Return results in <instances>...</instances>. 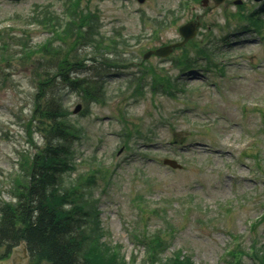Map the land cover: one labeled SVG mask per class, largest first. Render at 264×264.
<instances>
[{
	"label": "rangeland",
	"instance_id": "1",
	"mask_svg": "<svg viewBox=\"0 0 264 264\" xmlns=\"http://www.w3.org/2000/svg\"><path fill=\"white\" fill-rule=\"evenodd\" d=\"M235 1L0 0V206L14 202L45 144L32 117L33 73L50 63L43 48L70 54L68 24L83 17L88 43L72 54L98 62L75 78L93 76L102 91L93 102L57 86L76 138L57 190L89 213L116 264H255L264 248V1ZM190 21L198 26L185 45L144 59L180 42ZM4 256L7 264L0 248Z\"/></svg>",
	"mask_w": 264,
	"mask_h": 264
},
{
	"label": "trees",
	"instance_id": "2",
	"mask_svg": "<svg viewBox=\"0 0 264 264\" xmlns=\"http://www.w3.org/2000/svg\"><path fill=\"white\" fill-rule=\"evenodd\" d=\"M84 21L85 18L80 17L78 24H68V29L74 30L73 34L70 33L74 38L72 52L77 49L76 45H80L81 39L88 43V30L82 32L86 36L81 33ZM49 45L43 49L50 63L44 67L43 73L37 70L33 73L37 92L32 117L43 125L45 144L25 165V183L14 188V202L0 206V248L11 252L12 248L24 242L28 264H116V254L101 242L102 237L96 236V228L89 224V213L57 190L61 175L72 170L71 144L76 139L72 128L65 122L68 114L59 100L57 86L64 84L79 90L86 100L99 101L97 97L102 88L92 84L95 77L86 79L87 82L83 80V83L75 78L87 70L88 62L96 64L98 60L79 58L72 52L62 57L61 52ZM115 67L109 64V68ZM90 69L93 70L92 67ZM254 260L255 264H264V248L254 256ZM176 262L185 264L182 259H176ZM228 264L243 262L239 258V261Z\"/></svg>",
	"mask_w": 264,
	"mask_h": 264
},
{
	"label": "water",
	"instance_id": "3",
	"mask_svg": "<svg viewBox=\"0 0 264 264\" xmlns=\"http://www.w3.org/2000/svg\"><path fill=\"white\" fill-rule=\"evenodd\" d=\"M8 1H13V2H19L21 0H8ZM140 4L144 3L145 0H137ZM216 5L221 4L224 0H213ZM256 2H260L262 0H255ZM204 5L207 3L206 0L203 1ZM236 4H240V1L236 2ZM196 24L194 23H188L182 27L179 28V33L183 37V41L177 44H173L167 47L160 48L155 51L148 52L144 58H149L151 55H156L159 57H166L168 56L174 48L180 47L183 44H185L189 39L194 37L195 35V30H196ZM80 110V106H77L75 109V113ZM164 165L170 166L171 168L174 169H180V166L173 160H165ZM20 250L15 249L13 250L12 258H11V264H24V262L28 259L27 251H26V246L22 243L21 244V252ZM21 253V254H19ZM2 264V263H0Z\"/></svg>",
	"mask_w": 264,
	"mask_h": 264
}]
</instances>
